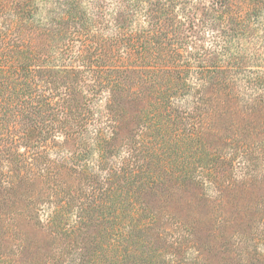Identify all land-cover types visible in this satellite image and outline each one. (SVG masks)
<instances>
[{
  "label": "trees",
  "instance_id": "obj_1",
  "mask_svg": "<svg viewBox=\"0 0 264 264\" xmlns=\"http://www.w3.org/2000/svg\"><path fill=\"white\" fill-rule=\"evenodd\" d=\"M208 87L264 108V0H0V239L19 234V217L41 224L46 211L63 248L44 253V264H95L99 250L100 264H142L132 245L155 217L140 193L158 178L141 148L117 155L121 122L133 116L141 135L182 123L214 177L232 158L202 148ZM190 93L191 108L180 106ZM231 155L255 179L264 139L233 144ZM194 169L185 165L181 178L194 180ZM106 213L120 229L90 244L85 229ZM17 239L19 251L29 246ZM0 264L13 263L0 253Z\"/></svg>",
  "mask_w": 264,
  "mask_h": 264
},
{
  "label": "rangeland",
  "instance_id": "obj_2",
  "mask_svg": "<svg viewBox=\"0 0 264 264\" xmlns=\"http://www.w3.org/2000/svg\"><path fill=\"white\" fill-rule=\"evenodd\" d=\"M138 20L144 25L141 18ZM204 94L207 110L201 119L202 148L208 155L232 158L224 165L216 164L214 177L206 178L209 170L204 166L212 160L201 153L198 143L187 139L182 123L178 122L180 128L177 126L176 132L141 135L133 116L126 115L127 119L121 122L117 155L126 154L129 147L141 148L139 161L148 162V170L158 178L152 190L140 193L142 205L155 217L152 227L142 233V242L132 245L142 264H264V162L259 161L260 175L252 179L244 173L241 157L237 155L235 159L231 155L233 144L250 145L264 139V108L250 111L230 98L231 92L224 89L208 87ZM190 99L191 93L176 98L186 108L192 106ZM145 145L146 149L153 147L156 156L146 154ZM187 164L195 167L192 181L181 178ZM69 181L75 184L77 179ZM15 202L25 216L24 202L20 199ZM7 210L8 205L1 211ZM46 213L40 215L41 224L19 217V234L7 232L1 237L0 253L11 263L44 264V253L61 251L62 241L53 237L45 225ZM107 217L106 213L101 223L93 220L85 229L90 244L109 239V233L120 229L116 222L108 224ZM4 219L2 215L1 220ZM21 236L27 238L29 246L19 251L17 238ZM95 248L91 247L90 253ZM10 250L16 254L12 255ZM93 253L97 258L95 264H100L103 260L100 250ZM61 259L60 264H76L71 258Z\"/></svg>",
  "mask_w": 264,
  "mask_h": 264
}]
</instances>
